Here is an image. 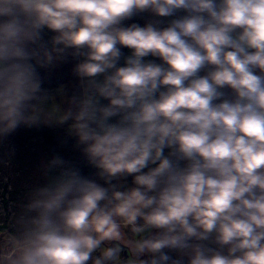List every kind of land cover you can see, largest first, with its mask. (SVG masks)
<instances>
[{
	"label": "clouds",
	"instance_id": "clouds-1",
	"mask_svg": "<svg viewBox=\"0 0 264 264\" xmlns=\"http://www.w3.org/2000/svg\"><path fill=\"white\" fill-rule=\"evenodd\" d=\"M65 125L0 264H264V0H0V141Z\"/></svg>",
	"mask_w": 264,
	"mask_h": 264
},
{
	"label": "trees",
	"instance_id": "trees-1",
	"mask_svg": "<svg viewBox=\"0 0 264 264\" xmlns=\"http://www.w3.org/2000/svg\"><path fill=\"white\" fill-rule=\"evenodd\" d=\"M151 18L150 14L145 13L127 23L137 22L143 26ZM161 19L166 26L170 18ZM122 51L125 55L130 54L128 49ZM75 63L69 58L66 63L50 72H42L46 77L43 86L54 91L60 84H67L69 93L74 91L78 85V78L72 72ZM74 144L75 138L69 137L61 126H21L15 133L0 141V231L12 230L10 223L13 221V214L19 213L20 206L26 202L28 191L39 183H46L40 169L42 163L54 155L58 154L77 164L85 174L94 173V169L86 165Z\"/></svg>",
	"mask_w": 264,
	"mask_h": 264
},
{
	"label": "rangeland",
	"instance_id": "rangeland-1",
	"mask_svg": "<svg viewBox=\"0 0 264 264\" xmlns=\"http://www.w3.org/2000/svg\"><path fill=\"white\" fill-rule=\"evenodd\" d=\"M64 85H67V84H64ZM71 86H73V85H71ZM71 89H72V88H71ZM54 127H57V126H54ZM54 127H53V128H54ZM59 127H60V126H59ZM61 128L64 129V130L66 131V129H67V125H65V126H61ZM66 132H67V131H66Z\"/></svg>",
	"mask_w": 264,
	"mask_h": 264
}]
</instances>
